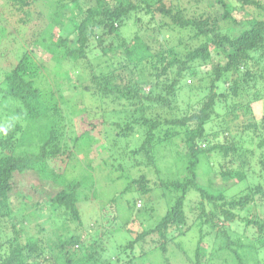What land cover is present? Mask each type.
<instances>
[{
    "label": "trees",
    "instance_id": "16d2710c",
    "mask_svg": "<svg viewBox=\"0 0 264 264\" xmlns=\"http://www.w3.org/2000/svg\"><path fill=\"white\" fill-rule=\"evenodd\" d=\"M250 6L262 13L251 14ZM206 7L191 13L174 0H0V264H138L150 252L173 264L167 235L191 229L184 214L191 189L210 229L196 225L188 264L210 261L203 238L213 230L218 249L238 264L261 263L263 210L254 206L243 216L257 242H236L220 224L236 221V209L264 204V132L237 119L262 99L252 87L264 78V4L212 0ZM101 133L106 155L97 160L103 150L96 154L94 138ZM176 139L185 147L180 169L169 172L166 163L162 177L165 154L158 150ZM118 179L127 184L114 192ZM220 181L228 186H216ZM234 185L242 189L228 195ZM98 188L113 195L97 206L109 212L108 223L124 206L117 197L131 190L147 199L144 207L137 197L151 225L135 214L136 228H127L134 236L126 240L106 223L92 234L73 230L70 223L85 225L81 207L99 198ZM156 193L160 207L171 195L158 220L150 217ZM13 198L34 199L31 217L42 215L37 205L48 210L51 229L24 232Z\"/></svg>",
    "mask_w": 264,
    "mask_h": 264
},
{
    "label": "rangeland",
    "instance_id": "374dc122",
    "mask_svg": "<svg viewBox=\"0 0 264 264\" xmlns=\"http://www.w3.org/2000/svg\"><path fill=\"white\" fill-rule=\"evenodd\" d=\"M175 2H178L179 4H182L183 6H185L187 9H189V12L194 13V9H204L207 11H210V9H208L206 7L207 4L212 3V0H206L205 4H200L198 7H196V3L194 2V0H174ZM261 3L264 4V0H261ZM258 8H256L255 6H250L249 7V11L251 14H255V15H259L262 12L257 10ZM238 14V12H237ZM239 20L241 19L240 17H237ZM243 23L244 20H242ZM49 68L53 65V63L49 62L48 63ZM206 69H208V66H205V68H199L196 71L197 72H204ZM263 74V73H262ZM264 75V74H263ZM260 75L257 78H255V80H257L256 83V87H252V89L254 91H257L258 89L261 90L262 93V99H260L259 101H254L251 104V115H243L241 113H239L238 118L239 120H241V123L243 122H254L257 124L259 132L263 133L264 130L261 129V126L264 124L263 121L260 120V116L264 113V108H263V101H264V78ZM258 88V89H257ZM195 93L191 92V95L193 96ZM245 97H247V95L243 96V100L245 101ZM85 115V114H83ZM82 128V123L79 122L78 125V130H81ZM108 138H103V134L101 133V135H98L94 138V143H98L97 147H96V154H99L102 150V154L97 158V160L100 159L101 156H105L106 152H104L105 150V143L107 142ZM162 147V146H161ZM160 147V148H161ZM159 148V149H160ZM86 150L91 151L92 147H91V143L88 142L87 143V147H85ZM184 150L185 147L183 145V143L179 140L176 139L175 141H173V143L171 144H165L160 150H158V152L160 154H165V158L163 161L160 162V168H162V177L166 175L165 173V169L169 172H174L176 171V166L179 165V169H180V156L182 154H184ZM173 152L174 155L173 157H171V153ZM214 158V157H213ZM96 160V161H97ZM218 160V158H214V161ZM237 159H235L236 161ZM124 161V159L122 160ZM170 166V167H166L165 165ZM165 168V169H164ZM213 168L217 169L216 166H214ZM202 169V168H201ZM252 169L255 171H257L259 169L258 165L256 163L252 164ZM212 172L214 171V169H211ZM206 172V170H201ZM214 173V172H213ZM207 174V173H206ZM149 176V175H148ZM154 177V176H153ZM212 177V173H208L207 178ZM214 177L218 178V174L214 173ZM202 179V180H201ZM251 179V180H250ZM250 181H253L252 178H250ZM254 179V178H253ZM200 182L201 184H204L203 182V178H200ZM219 181V180H218ZM255 181V179H254ZM221 182V181H220ZM249 182V181H248ZM126 181L125 180H120L118 179L115 184L111 185L113 187V191H119L121 188H124V186H126ZM230 184V183H229ZM228 186L227 181L226 182H217L216 186ZM236 187V188H235ZM238 187H240L239 185H234L232 187H228L227 190V194L231 195L232 193H237L239 192ZM15 188H22V185L20 187L19 186ZM216 188V187H215ZM99 190V198H96L95 202L93 204L90 205L89 201L87 202V204L82 208L81 207V211H82V219L85 223L82 225H78L77 223L73 222L70 223V226L73 230H76L77 232H83V231H90V233L92 234V232L96 231V228H99L98 225L102 224V223H106L107 226L106 228H111L112 230L110 231L112 234L117 233V239L122 240V239H128L134 236L132 233H130L128 231L127 228H136V226L134 225V223L131 221L135 214L136 215H140L142 216V219L138 220L139 222L141 221L143 226L146 227L148 226L147 223L149 225H151L149 222H146V220H143L146 218V216L142 213H144L143 209L146 206L145 202H147V199L145 200L144 197L145 196H139L138 193L131 191V190H127L124 191L123 194H121V196L119 195L117 197V202L118 204H123V208L121 206L119 207V218L115 219V222L113 223L107 222V215H109V212H105V211H97L99 210L97 208V206L101 207L103 205H105V203L108 201L107 199L111 196L113 197V195L111 194H107L105 193V189L102 188H98ZM19 191V190H18ZM156 191V190H155ZM157 192V191H156ZM159 192V191H158ZM162 192V191H160ZM158 196L154 199H160V200H156V203L160 202L158 205V208L155 207V211L154 212H150V217L151 219L154 220H158L164 213V211L167 209V204L170 203L171 200V195L167 194L164 197V202L167 203L165 205V207H160L161 204V199L162 197H159V194L156 193ZM170 196V197H169ZM137 197H140L143 201V205L144 207L142 208V206H136V202L139 201L137 199ZM140 199V200H141ZM13 200V218L15 220H22L23 223L22 225L24 226L23 230L24 232H34L35 229H38V227L40 225H44V227L46 228H50L51 229V225L50 222L51 220H48L49 215H47L48 210H44L40 205H37L36 210L40 209L42 210V215H40L39 213H36L35 217H31L30 215L35 213V212H30L33 210L34 208V199L33 200H29V202H25V201H19V199H12ZM199 200V194L195 193V191L193 189L189 190L187 195H186V199H185V203H184V214H185V219L187 221V224L190 226L192 225L191 229L188 231V229L186 230L185 227H183L185 229L184 233L177 235V230L175 229H171V232L168 233V238L170 239L168 242V249H167V254L171 259V262L173 264H188L189 261L191 260V258L193 257V248H194V244L196 243V240L198 238V229L196 227V225H200L201 223H205V228L204 231H208L209 228V224L206 223L204 221L205 217H201V209L199 208V204L198 201ZM261 201V200H259ZM259 201H255V203L252 202V204H250L247 208L240 210V209H236L238 210V217L236 221L232 222V223H227V222H222V224H220L221 227H224V229L226 230L227 234L230 236L229 238H232L234 240H236V242H248V241H255L257 242V237L258 235L253 239L251 237V235H254L256 232V228L254 227L253 229H247L245 222L243 221V216L247 217L251 210L253 209L254 206H257V208L259 210H263L264 211V204L259 202ZM142 203V202H141ZM155 203V204H156ZM128 204V205H127ZM152 205V204H151ZM208 208V207H207ZM139 209L142 210V213L140 212L139 214ZM255 210V209H254ZM256 211V210H255ZM97 216H99L97 218ZM26 218H29V221H25ZM128 218H130L128 221V226L123 225V221L127 220ZM152 221V220H150ZM186 224V225H187ZM19 225L20 224H16ZM121 226V227H120ZM245 226V228H244ZM113 227V228H112ZM69 229V230H72ZM215 230L209 232L204 238H203V244L204 246H206V250L208 252V260L207 263L204 261L203 264H238L237 261L235 260V258L232 256V253L228 250H220L218 249V246H220L221 242H220V237L217 236L214 232ZM212 236H214V238L212 239ZM95 237V233L93 234V236L91 238H86V242L87 244H91L92 242V238ZM261 239L260 235L258 237ZM253 239V240H252ZM263 239V238H262ZM113 245V241L110 240L109 242V246L111 244ZM237 247V246H236ZM258 256V258L262 259L259 264H264V255L262 254L261 250L258 251V253L256 254V257ZM190 259V260H189ZM207 259V258H206ZM161 264L160 261V255L158 252H150L149 254H147L145 256V258L141 257L140 258V262L138 264Z\"/></svg>",
    "mask_w": 264,
    "mask_h": 264
},
{
    "label": "clouds",
    "instance_id": "9594fccd",
    "mask_svg": "<svg viewBox=\"0 0 264 264\" xmlns=\"http://www.w3.org/2000/svg\"><path fill=\"white\" fill-rule=\"evenodd\" d=\"M140 205H141L140 201H137V202H136V206L139 207Z\"/></svg>",
    "mask_w": 264,
    "mask_h": 264
}]
</instances>
